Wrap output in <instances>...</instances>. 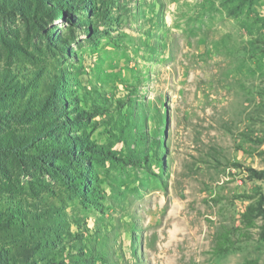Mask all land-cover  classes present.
Segmentation results:
<instances>
[{
  "label": "rangeland",
  "instance_id": "374dc122",
  "mask_svg": "<svg viewBox=\"0 0 264 264\" xmlns=\"http://www.w3.org/2000/svg\"><path fill=\"white\" fill-rule=\"evenodd\" d=\"M251 206L264 0H0V264H264Z\"/></svg>",
  "mask_w": 264,
  "mask_h": 264
},
{
  "label": "trees",
  "instance_id": "16d2710c",
  "mask_svg": "<svg viewBox=\"0 0 264 264\" xmlns=\"http://www.w3.org/2000/svg\"><path fill=\"white\" fill-rule=\"evenodd\" d=\"M16 148H10L13 151L17 152L19 150V146H15ZM22 147V146H21ZM58 151H61L60 148H58ZM46 156L50 157V154L46 153ZM256 214H260V215H264V210H262L261 207H255V206H251L248 213L245 215V221L248 222L249 225H253V220H254V216ZM225 243L224 242H220L219 243V247H224Z\"/></svg>",
  "mask_w": 264,
  "mask_h": 264
}]
</instances>
